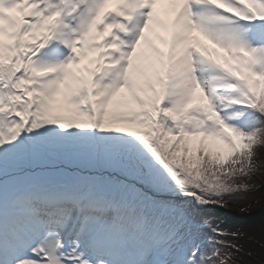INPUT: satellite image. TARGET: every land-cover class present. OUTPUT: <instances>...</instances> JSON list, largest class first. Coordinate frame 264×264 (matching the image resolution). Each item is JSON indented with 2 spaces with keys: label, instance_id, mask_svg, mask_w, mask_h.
Listing matches in <instances>:
<instances>
[{
  "label": "snow or ice",
  "instance_id": "1",
  "mask_svg": "<svg viewBox=\"0 0 264 264\" xmlns=\"http://www.w3.org/2000/svg\"><path fill=\"white\" fill-rule=\"evenodd\" d=\"M262 147L264 0H0V264H240Z\"/></svg>",
  "mask_w": 264,
  "mask_h": 264
},
{
  "label": "trees",
  "instance_id": "2",
  "mask_svg": "<svg viewBox=\"0 0 264 264\" xmlns=\"http://www.w3.org/2000/svg\"><path fill=\"white\" fill-rule=\"evenodd\" d=\"M257 153L258 162L264 163V147L258 148ZM257 183L258 189L243 201H237L239 203H232L223 209L217 208L212 213V218L222 229L241 233V239L238 241L243 245V252L239 257L240 264H264V202L253 208L245 206L244 203L249 196L264 188V169L261 170V179Z\"/></svg>",
  "mask_w": 264,
  "mask_h": 264
},
{
  "label": "rangeland",
  "instance_id": "3",
  "mask_svg": "<svg viewBox=\"0 0 264 264\" xmlns=\"http://www.w3.org/2000/svg\"><path fill=\"white\" fill-rule=\"evenodd\" d=\"M238 201H243V200H238ZM262 202H264V188L260 190L257 194L249 196V198L246 201H244L245 206L252 208L258 206ZM233 203H239V202L235 201ZM242 218L244 219L245 217Z\"/></svg>",
  "mask_w": 264,
  "mask_h": 264
},
{
  "label": "bare ground",
  "instance_id": "4",
  "mask_svg": "<svg viewBox=\"0 0 264 264\" xmlns=\"http://www.w3.org/2000/svg\"><path fill=\"white\" fill-rule=\"evenodd\" d=\"M262 189H263V188H262ZM262 189H261V190H262Z\"/></svg>",
  "mask_w": 264,
  "mask_h": 264
}]
</instances>
